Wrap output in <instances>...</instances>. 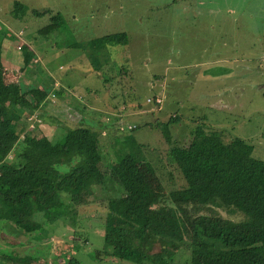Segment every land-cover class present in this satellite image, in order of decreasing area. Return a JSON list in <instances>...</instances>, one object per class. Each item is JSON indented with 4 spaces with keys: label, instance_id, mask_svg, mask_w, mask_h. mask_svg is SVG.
Instances as JSON below:
<instances>
[{
    "label": "rangeland",
    "instance_id": "rangeland-1",
    "mask_svg": "<svg viewBox=\"0 0 264 264\" xmlns=\"http://www.w3.org/2000/svg\"><path fill=\"white\" fill-rule=\"evenodd\" d=\"M19 1L48 10L5 15L17 38V27L23 29L20 49L23 40L36 45L31 50L36 62L3 63L6 76L28 89L29 103H21L18 113L27 126L33 114L39 118L30 133L58 139L68 128L87 126L98 138L103 164L126 151L138 153L146 173L166 189L183 179L167 159L165 136L175 144L190 141V157L197 158L202 139L191 130L220 129L225 138L242 137L252 145L251 154L262 157L264 0ZM6 2L11 12L13 0ZM54 13L60 19L48 30L44 27ZM120 31L126 43L101 38ZM30 69L37 72L27 75ZM154 96L161 102L155 104ZM122 105L130 108L119 116ZM52 110L58 114L55 120L49 119ZM173 115L177 120L167 122ZM91 121L98 122L93 127ZM120 123L134 127L119 129ZM107 191L118 195L111 182ZM107 210L105 201L85 192L72 219L51 210L49 216L38 215L29 232L6 226L3 237L13 243L12 254H27L32 264H62L69 255L82 264H148L94 253L102 244ZM184 256L182 251L166 257L167 264H182Z\"/></svg>",
    "mask_w": 264,
    "mask_h": 264
},
{
    "label": "trees",
    "instance_id": "trees-1",
    "mask_svg": "<svg viewBox=\"0 0 264 264\" xmlns=\"http://www.w3.org/2000/svg\"><path fill=\"white\" fill-rule=\"evenodd\" d=\"M26 9L34 15L48 11L13 1L14 18ZM48 19L44 28L52 30L60 16ZM6 30L0 29V264H32L29 255L10 252L6 226L27 233L38 215L49 216L51 210L70 220L85 192L108 209L96 254L167 264L166 257L184 251L182 264H264V134L262 157H254L242 137L225 138L220 129L191 130L202 139L197 158L190 157V141L180 145L165 136L167 159L184 182L169 189L146 173L138 153L126 151L103 164L89 127L68 128L54 139L27 132L31 129L19 121L18 106L27 90L3 70ZM101 38L127 42L123 31ZM21 52L26 65L31 52ZM176 120L173 115L167 122ZM109 182L117 196L108 193ZM159 257L163 261L156 262ZM62 264L82 263L69 255Z\"/></svg>",
    "mask_w": 264,
    "mask_h": 264
},
{
    "label": "crops",
    "instance_id": "crops-1",
    "mask_svg": "<svg viewBox=\"0 0 264 264\" xmlns=\"http://www.w3.org/2000/svg\"><path fill=\"white\" fill-rule=\"evenodd\" d=\"M14 1V0H13ZM17 1H19V0H17ZM20 2V1H19ZM21 3V2H20ZM7 5V6H6ZM7 8H6V7ZM25 11H27V9L25 10ZM8 13L11 15V17H13V15H12V11L10 12V10L8 9V4H7V2H6V0H0V29L3 27L2 25H1V23L3 22L5 25H6V27H5V29H7L6 30V32H7V34L5 35V36H3L2 37V39H1V49H2V51H1V60H2V62L3 63H7L8 61H13V60H15L16 62L18 61V60H21L22 61V52H21V49L22 48H26L27 50H29L30 52H31V50L32 49H35L34 47L36 46L35 45V43H34V45L31 43V42H29V40H23L22 42H24V44H25V42H26V44L24 45V47H21V49L20 48H17V46H19L20 47V45L19 44H17V42L18 43H20L21 42V40H22V38H23V35H22V37H21V34H22V28H19V27H17V29L16 30H21V34H20V37L19 38H17L16 36H15V34L13 33V31H14V29H11V27H12V25H13V23H12V20H11V18H6V16L5 15H8ZM25 14H26V12H25ZM22 15V14H21ZM3 20V21H2ZM2 26V27H1ZM3 30H4V28H3ZM13 36H15V37H13ZM11 42H14V44H12ZM20 49V50H19ZM36 57L34 56V54L33 55H31V59L29 60V62L30 61H34V62H36V60H38V57H37V59H35ZM29 62L27 63V64H29ZM263 67H264V64H263ZM37 71L36 70H34V69H30V70H27V72H26V74L27 75H30V74H34V73H36ZM21 86H22V84H20ZM24 86V88H26V86L25 85H23ZM26 90H28L27 88H26ZM55 94V93H54ZM27 95V93L25 94V96ZM56 95V94H55ZM54 95V96H55ZM24 96V98L22 99V103H29V100H26V98H27V96L25 97ZM62 109L66 112L67 110H68V108L66 107L65 108V105L64 104H62ZM128 108H130V107H128ZM128 108H126V106L125 105H122V107L121 108H119L118 109V111L116 110V113H118V115L120 116L125 110H127ZM57 110V109H56ZM55 110V111H56ZM54 110H52V113H50V114H52L51 116H53L52 118H49L50 120H55V117H56V115H58L55 111L53 112ZM133 112H135V110H132L131 112L129 111V113L131 114V113H133ZM92 122V121H91ZM91 122L89 123V125L91 126H93L94 127V124H95V122H98V121H93L92 123L93 124H91ZM102 126V125H101ZM104 127V126H103ZM105 129V128H104ZM106 130V129H105ZM27 131V130H26ZM27 132H30V131H27ZM101 133H104L105 131L104 130H101L100 131ZM105 156V155H104ZM103 157V156H102Z\"/></svg>",
    "mask_w": 264,
    "mask_h": 264
},
{
    "label": "built area",
    "instance_id": "built-area-1",
    "mask_svg": "<svg viewBox=\"0 0 264 264\" xmlns=\"http://www.w3.org/2000/svg\"><path fill=\"white\" fill-rule=\"evenodd\" d=\"M16 34L19 35V37H20L21 30H20V29L17 30ZM17 48H20V47L17 46ZM263 68H264V67H263ZM50 95L53 96L54 93L51 92ZM146 100L149 101L150 98H146ZM152 100H153V102H154L155 104H158V103L161 102V98H160V96H154ZM31 118H32V121H30V122L28 123V126H27L28 129H33V128H35L36 123L39 121V118L37 117L36 114H33ZM133 127H134V124H133V123H126V124H122V123H120V124L118 125V128H119V129H125V128H126V129H132Z\"/></svg>",
    "mask_w": 264,
    "mask_h": 264
}]
</instances>
